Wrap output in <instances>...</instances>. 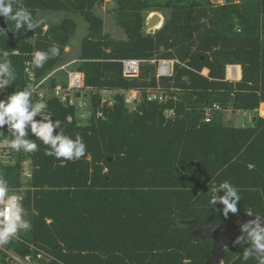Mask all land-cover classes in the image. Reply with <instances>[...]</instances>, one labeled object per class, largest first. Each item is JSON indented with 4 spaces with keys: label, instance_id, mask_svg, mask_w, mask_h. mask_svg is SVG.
I'll list each match as a JSON object with an SVG mask.
<instances>
[{
    "label": "trees",
    "instance_id": "obj_1",
    "mask_svg": "<svg viewBox=\"0 0 264 264\" xmlns=\"http://www.w3.org/2000/svg\"><path fill=\"white\" fill-rule=\"evenodd\" d=\"M112 1L125 39L103 31L94 8L105 0H24L36 19L40 7L83 15L89 30L75 69L95 93L86 123L74 105L55 96L44 115L60 120L65 134L82 136L84 158L56 159L36 140L39 151L16 152L15 163H0L11 189L22 186L26 158L33 167L22 199L31 228L20 232L24 242L16 249L30 253L27 243L34 244L44 253L41 264H203L213 240L194 236L182 221L226 224L237 217L229 213L226 219L217 211L221 204L210 207L213 184L227 180L238 188L239 215L264 216V115L250 126L220 120L225 110H256L264 101V0H167L171 15L154 33L146 32L143 14L151 0ZM44 26L11 35L0 27V52L14 53L17 73L9 90L24 88L36 50L56 45L59 56L42 68L33 66L38 78L47 75L63 59L77 23L67 15ZM124 58L146 60L138 77L123 75ZM160 58L179 61L172 76L157 77L151 60ZM227 65L228 76L237 78L241 66L239 80L226 79ZM103 90L116 91L112 101L100 102ZM130 90L141 92L133 110L126 103ZM149 90L169 95L165 101L149 99ZM214 104L219 112L205 121ZM8 135L5 126L0 140H10ZM29 138L36 139L30 131ZM246 246L227 247L219 264H257L254 258L244 261Z\"/></svg>",
    "mask_w": 264,
    "mask_h": 264
},
{
    "label": "clouds",
    "instance_id": "obj_2",
    "mask_svg": "<svg viewBox=\"0 0 264 264\" xmlns=\"http://www.w3.org/2000/svg\"><path fill=\"white\" fill-rule=\"evenodd\" d=\"M0 16L8 23L9 30L20 33L25 30L34 31L44 22L34 18L32 11L24 0H0ZM11 22V23H9ZM7 34V31H6ZM14 53L9 49L0 52V92L7 89L16 79L17 73L11 60ZM60 55V49L52 45L45 50H36L32 57V65L42 68L49 59ZM47 107L43 101H34L29 87L15 91L6 99H0V129L7 126L10 138L9 146L16 152L33 153L39 151L36 140L46 145L45 154L56 159L77 161L84 158L87 146L82 136L75 138L61 130V121L44 117L42 113ZM41 117V119H37ZM59 129V131H57ZM29 131L36 139L29 138ZM223 195H220V192ZM210 207L223 205V216L229 213L239 216L238 202L241 200L239 190L231 182L225 180L210 188ZM254 216L241 225V235L233 241L235 245H247L243 250V259H255L257 264H264V216ZM31 228L30 221L24 218L23 205L18 195L9 187L8 179L0 175V245L9 243L12 238H19L20 232ZM246 234V235H245Z\"/></svg>",
    "mask_w": 264,
    "mask_h": 264
},
{
    "label": "rangeland",
    "instance_id": "obj_3",
    "mask_svg": "<svg viewBox=\"0 0 264 264\" xmlns=\"http://www.w3.org/2000/svg\"><path fill=\"white\" fill-rule=\"evenodd\" d=\"M151 4L153 6L149 7L146 9L143 14L148 22L150 16L153 13H158L160 14L163 19L162 22L170 17L171 15V9L168 6H165L167 0H151ZM240 0H210V2L214 5H222L225 3H230L234 2L237 3ZM160 4V5H157ZM115 7V2L112 0H105L102 4H99L95 6L94 12L97 14L99 17L102 18L103 20V31L110 34L112 37L117 38V39H125L126 34L123 30V28L117 23L115 20L113 14H112V9ZM67 15H72L77 23V27L75 29L74 34L72 35L66 50L65 54L63 56V59L51 70L53 71L52 75L50 78H54L56 82H65L68 78V73L66 70H74L76 68V65L78 63V54H79V48H80V42L82 38L87 34L88 28H89V23L85 20L83 15L77 13H72L68 11H56L44 7L38 8V15H37V20H43L44 22L42 24H45V28L51 23H57L60 20H62L65 16ZM162 23V24H163ZM158 28L156 26L152 29H148L147 32L149 33H154ZM65 67V69H63ZM50 71V72H51ZM204 73H207L205 70ZM241 74V73H240ZM226 78H227V72H226ZM241 78L238 77L236 79H229L230 81H236ZM95 93L93 89L86 88V87H81L77 91V94H79V99L76 101V111L78 115V119L80 123H86L89 119L90 114H92L93 111V105H92V96ZM100 95V102L104 101H112L114 95L116 94L115 90H103L98 92ZM141 92H125V96L127 98V107L130 110H133L136 106V103L134 101V98H140ZM169 95V94H168ZM167 95V96H168ZM84 102V103H82ZM219 109L217 110H212L211 115L213 116L216 114ZM258 115H264V101L260 103V106L256 110H235V109H228L225 110L221 113V123L226 125V126H250L253 123V118H255ZM10 142H1L0 144V155H6L1 157L2 158V163L5 165H10L11 159L8 157V154H11L14 156V159L16 160V151H14L10 146ZM29 158H26L22 166L28 165ZM21 181H22V186L26 189L30 182L31 178L28 180H25L22 178L21 174ZM24 189V191H25ZM20 190V189H19ZM20 192H23L20 190ZM24 194V193H21ZM22 202V201H21ZM24 211V218L28 220L27 216V211L23 207ZM23 233H26L27 231H21Z\"/></svg>",
    "mask_w": 264,
    "mask_h": 264
},
{
    "label": "built area",
    "instance_id": "obj_4",
    "mask_svg": "<svg viewBox=\"0 0 264 264\" xmlns=\"http://www.w3.org/2000/svg\"><path fill=\"white\" fill-rule=\"evenodd\" d=\"M145 61L146 60H142V59L124 58L122 60L123 75L128 78L138 77L140 75L141 64ZM151 62L156 64L157 77H170L174 73L175 64L178 63L179 61L177 59L160 58V59H152ZM229 65H227L226 67V72L228 71ZM232 65L233 67L236 66V64H232ZM63 69H65V67H63ZM66 71L68 73V78L65 82H52L53 77L52 78L50 77L54 73L53 71L49 72L47 75L43 76L42 78H38L34 71L32 63L29 62L27 63V66L25 68L26 85L24 86V88L29 87L32 90L34 101H43L47 105L48 98L55 96L59 98L62 102L68 103L70 105H74L76 107V101L79 99V95L77 94V91L82 86L84 87V74L76 69L66 70ZM230 78L236 79L237 76L229 77L227 74L226 79L229 80ZM10 87H12V85H10ZM15 91L16 90H9L7 87L6 90L0 92V99H6L7 96H9ZM130 91L139 92L138 90H130ZM149 92H150L148 95L149 99H156L159 101H165L167 99V95L164 94L162 91L157 93L149 90ZM174 99H176V97H174ZM138 100H139L138 98H134L135 103ZM217 109H220V105L218 104H214L212 108H207L205 113V121H210L212 118L211 115L212 110H217ZM45 112H46V108L42 113L43 116L46 114ZM97 115L102 116V112L98 111ZM166 115L173 116L174 115L173 110H167ZM3 141L10 142V140H0V143ZM5 155L4 154L0 155V163L3 162L1 157ZM8 157L11 159L10 164L15 163L14 156L8 154ZM21 174H22V178H24L25 180L32 178L33 167L31 160H29L28 165L22 166ZM19 189L23 192H20ZM24 189H25L24 186H21L18 189H12V191L19 196L21 201L24 195L21 193H24ZM20 241L24 242L23 238L19 234V238L14 237L9 241V243L5 245H0V264H41L39 262V258H42L44 253L32 243H27V245L30 247V250H32L30 253H26V254L20 253L16 249V243Z\"/></svg>",
    "mask_w": 264,
    "mask_h": 264
},
{
    "label": "water",
    "instance_id": "obj_5",
    "mask_svg": "<svg viewBox=\"0 0 264 264\" xmlns=\"http://www.w3.org/2000/svg\"><path fill=\"white\" fill-rule=\"evenodd\" d=\"M162 19L163 17L160 14L156 12L153 13L148 22H146V32L148 29H152L157 26ZM0 27L5 32L7 31L8 35H11L9 26L3 16H0ZM254 120L255 118H253V121ZM254 218V216H250L247 212H244L226 224L208 223L197 218L183 220L182 223L191 229L194 236L201 239L211 238L213 240L211 253L208 255L203 264H219L226 254V248L234 245L233 241L237 236L241 235V225Z\"/></svg>",
    "mask_w": 264,
    "mask_h": 264
},
{
    "label": "crops",
    "instance_id": "obj_6",
    "mask_svg": "<svg viewBox=\"0 0 264 264\" xmlns=\"http://www.w3.org/2000/svg\"><path fill=\"white\" fill-rule=\"evenodd\" d=\"M238 66H240V65H238ZM240 73H241V67H240ZM240 76H241V74L238 77H240Z\"/></svg>",
    "mask_w": 264,
    "mask_h": 264
}]
</instances>
